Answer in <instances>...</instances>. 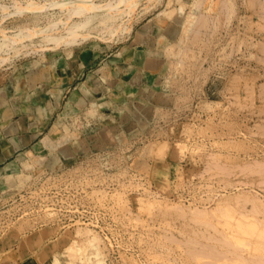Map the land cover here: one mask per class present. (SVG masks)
<instances>
[{
    "label": "rangeland",
    "instance_id": "374dc122",
    "mask_svg": "<svg viewBox=\"0 0 264 264\" xmlns=\"http://www.w3.org/2000/svg\"><path fill=\"white\" fill-rule=\"evenodd\" d=\"M128 1L0 0V238L29 264H85L94 234L86 264H264V0Z\"/></svg>",
    "mask_w": 264,
    "mask_h": 264
},
{
    "label": "bare ground",
    "instance_id": "6f19581e",
    "mask_svg": "<svg viewBox=\"0 0 264 264\" xmlns=\"http://www.w3.org/2000/svg\"><path fill=\"white\" fill-rule=\"evenodd\" d=\"M71 1H72V0H71ZM73 1H75V0H73ZM120 1H126V2H127L128 0H119V2H120ZM78 2H79L80 4H82V5L85 6V10H86V12L89 11V10L91 11L92 9L95 8L94 4H91V3L89 2V0H78ZM128 2H129V1H128ZM131 2H132V0H131ZM261 2H262V1H261ZM263 2H264V1H263ZM67 3H68V2H67ZM67 3H66V4H67ZM76 3H77V2H76ZM79 3H78V4H79ZM106 3H107V2H106ZM120 3H122V2H120ZM58 4H59V3H58ZM58 4H57V5H58ZM62 4H64V3H62ZM62 4H61V5H62ZM69 4H70V3H69ZM124 4H125V2H124ZM126 4H127V3H126ZM29 5H30V4H29ZM29 5H28V6H29ZM59 5H60V4H59ZM59 5H58V6H59ZM74 5H75V4H74ZM76 5H77V4H76ZM82 5H81L80 7H82ZM118 5H120V4H118ZM128 5H129V4H128ZM130 5H131V4H130ZM130 5H129V7L127 6V7H128L127 9L131 8ZM136 5H137V3H136ZM28 6H27V7H28ZM63 6H64V5H63ZM71 6H72V5H71ZM99 6H100V5H99ZM60 7H62V6H60ZM64 7H65V6H64ZM66 7H67V5H66ZM74 7H75V6H74ZM38 8H39V7H38ZM72 8H73V7H70L69 10H71ZM78 8H79V7H78ZM82 8H83V7H82ZM82 8H81V9H82ZM103 8H104V9H103ZM103 8H102V11H103V13H106V14H105L106 16H107V14L109 15V13L111 12V9H113V7L110 5V3L104 5ZM40 9H42V8L40 7ZM79 9H80V8H79ZM97 9H99V8L97 7ZM100 9H101V8H100ZM100 9H99V10H100ZM133 9H134V8H133ZM23 10H24V9H23ZM85 10L83 9V11H85ZM125 10H126V9H125ZM78 12H79V11H78ZM80 12H81V11H80ZM100 12H101V11H100ZM112 12H113V11H112ZM115 12H116V11H115ZM82 13H83V12H82ZM82 13H81V14H82ZM118 13H119V12H118ZM118 13H117V14H118ZM121 13H122V12H121ZM101 15H102V13H101ZM118 15H119V14H118ZM85 16H86V15H85ZM112 16H113V15H112ZM202 16H203V15H202ZM71 17H72V15H71ZM102 17H103V16H102ZM107 17L109 18V16H107ZM116 17H117V16H116ZM121 17H122V16H121ZM67 19H68V18H67ZM67 19H66V20H67ZM69 19H70V17H69ZM102 19H103V18H102ZM111 19H112V18H111ZM114 19H115V18H114ZM203 19H204V18H203ZM203 19H202V20H203ZM105 20H106V19H105ZM108 20H109V19H108ZM200 20H201V17H200ZM112 21H113V20H112ZM198 21H199V20H198ZM198 21H197V23H198ZM86 22H88V21H85V23H86ZM203 22H204V21H203ZM205 22H206V21H205ZM205 22H204V23H205ZM51 23H53V22H51ZM54 23H55V22H54ZM57 23H58V22H57ZM57 23H56V24H57ZM200 23H201V21H200ZM79 24H80V23H79ZM79 24H75V27H73V28H71L70 30H68V31H69V36H70V34H72L71 36H74V35H75V34H74V33H75V30H76L77 28H79L80 26H83V25H81V24H83V23H81L80 25H79ZM53 25H54V24H53ZM182 25H183V24H182ZM48 26H50V25H48ZM55 26H56V25H55ZM55 26H54V27H55ZM183 26H184V25H183ZM44 28H46V27L44 26ZM51 28H52V27H50V29H51ZM22 29H23V28H22ZM22 29H20V30L22 31ZM25 29H26V28H25ZM25 29H24V30H25ZM35 29H36V28H35ZM35 29H34V31H35ZM40 29H41V28H40ZM66 29H67V28H66ZM77 30H78V29H77ZM181 30L183 31V29H181ZM32 31H33V30H32ZM68 31H67V32H68ZM18 32H19V31H18ZM42 32H43V31H42ZM50 32H51V31H50ZM37 33H38V32H37ZM34 34H35V33H34ZM79 34H80V33H79ZM79 34H78V35H79ZM3 35H4V34H3ZM3 35H2V36H3ZM21 35H22V34H21ZM29 35H30V34H29ZM44 35H46V33H45ZM44 35L42 36L43 38L46 37V36H44ZM178 35H179V34H178ZM34 36H35V35H34ZM47 36H50V35L48 34ZM67 36H68V35H67ZM4 37H5V36H4ZM12 37H15V35L12 36ZM55 37H56V36H55ZM62 37H63V36H62ZM62 37H61V38H62ZM176 37H177V36H176ZM178 38H179V37H178ZM22 39H23V37H22ZM56 39H57V38L54 39V38H52L51 36H50V38L47 37V40H48V41H54V42L57 43V42H58V39H57V41H56ZM59 39H60V38H59ZM63 39H64V38H63ZM73 39L75 40V36H74ZM73 39H72V40H73ZM2 41H3V40H2ZM6 41H8V40L6 39ZM11 41H13V40H10V42H11ZM69 41H70V40H69ZM174 41H175V40H174ZM20 43H21V42H20ZM5 44H6V42H5ZM8 44H9V42H8ZM10 44H11V43H10ZM10 44H9V45H10ZM15 44H16V43H15ZM69 44H70V43H69ZM71 44H72V43H71ZM3 45H4V43H3ZM169 46H170V45H169ZM166 47H167V46H166ZM166 47H165V48H166ZM172 47H173V46H172ZM166 53H167V50H166ZM142 67H143V66H142ZM11 145H12V144H11ZM2 156H3V155H2ZM8 169H9V168H8ZM13 177H14L13 175H12V178H11V179H9V178H10L9 176H6V177H5L6 179H8V180H7V184L10 186V188H11V186L15 185V184L13 183V182H14V181H13ZM19 181H20V180H19ZM21 185H22V183H21ZM15 186H16V185H15ZM16 187H17V186H16ZM7 189H8V188H7ZM6 191H7V190H6ZM1 193H2V192H1ZM223 203H224V201H223ZM178 205H179V204H178ZM218 205H219V206L215 207L216 209L214 208L213 210H210V211L205 210L206 208H204V209L202 210V209H200V208L194 206V207H195V210H194V211L192 210V211H189V212L185 211V212H187V213H185V212H184L185 209L183 210V208L179 205L181 208L179 207V210L176 211V212H177L176 214H177V216H179V217H180V216L182 217V215H183V218H185L184 215H185V216L187 215V216L189 217V219H191V220H194V221H196V222H200V223H206V222H207V219H208L209 217H211L210 215L217 216L218 214H224V213H226V212H227V213L229 212V209H228V211H227V208H226V205H225V204H218ZM262 205H263V204H262ZM253 206H254V205H253ZM164 207H165V206H164ZM166 207H168V206H166ZM173 207H174V206H173ZM173 207H172V208H173ZM258 207H259V206H258ZM263 207H264V205H263ZM151 208H152V207H151ZM170 208H171V207H170ZM170 208H169V209H170ZM175 208L178 209V207H174V210H176ZM169 209H168V210H169ZM257 209H258V208H257ZM165 210H166V208H165ZM165 210H164V212H166ZM171 210H172V209H171ZM254 210L257 212V210H256L255 208H254V209L252 208V211H251V212H252V213H253V212L255 213ZM128 211H129V210H128ZM149 211H150V210H149ZM173 212L175 213V211H173ZM148 213H150V212H148ZM174 213H173V214H174ZM180 213H181V214H180ZM164 214H165V213H164ZM178 214H179V215H178ZM250 216H253V215L251 214ZM250 216H241L242 218H240V219H245V221H247V222L244 223L243 221H239V222H243L242 224H239V225H240L241 227H243V228L246 227V226H251V224L254 225V222H253L252 220H248V219H247V218H249ZM173 217H174V216H173ZM175 217H176V215H175ZM188 217H187V218H188ZM249 224H250V225H249ZM237 228H238V227H237ZM243 228H242V229H243ZM79 229H81V228H78V230H79ZM81 231H82V230H81ZM87 231H90V230H87V229H86L85 232L87 233ZM237 232H238V231H237ZM79 233H80V232L77 231V234H79ZM89 233H92V232L90 231ZM95 235H96V234H94L93 236H91V238H89V240H86L87 242H86V243L84 242V244H81V243H83V242H81V243L79 242L81 245L77 244L78 241H76V239H75V240L73 239L72 244H71L69 247L66 248V252H68L69 256L71 255V257H72V256H73V257H76V256H77V257H79V258H81V259H84V263L86 264V263H87V260H89V259L91 258L90 256H87V253H85V251H87V246H91V247L94 248V249L97 247V241H98L99 239L96 238L97 236H95ZM75 236H76V235H75ZM97 239H98V240H97ZM234 239H237V240H238L239 238H236V237H235ZM242 239H243V238H240V241H241ZM237 240H236L235 243H238V244H239L240 241L238 240V241H239V242H238ZM243 240H244V239H243ZM243 240H242V241H243ZM24 241H25V242H24ZM242 241H241V242H242ZM233 242H234V241H233ZM30 243H31V242H29V241L27 240V238L23 239L22 244H25L26 246L29 247V246H30ZM233 244H234V243H233ZM95 246H96V247H95ZM98 248H99V247H98ZM98 248H96L97 251L99 250ZM204 248H205V247H204ZM96 250H95V251H96ZM202 250H204V249H202ZM211 250H213V249H209V252H208V253H210ZM205 251H206V253H207V250H205ZM205 251H203V252H205ZM98 252H99V251H98ZM200 252H201V251H198V253H200ZM95 253H96V252H95ZM99 253H100V252H99ZM198 253H197V254H198ZM212 253H213V257H214V254H215L216 252L214 253V252L212 251L210 257L212 256ZM96 254H97V253H96ZM193 254H196V253H193ZM97 255H98V254H97ZM200 255H201V253H200ZM202 255H203V253H202ZM215 255H216V254H215ZM94 256H95V254H94ZM100 256H101V255H100ZM203 256H208V255H205V254H204ZM43 257H44V255H43ZM53 257H54V258H53L52 264H60L58 258H56V256H53ZM77 257H76V258H77ZM79 258H78V259H79ZM85 260H86V261H85Z\"/></svg>",
    "mask_w": 264,
    "mask_h": 264
},
{
    "label": "crops",
    "instance_id": "0c3cea01",
    "mask_svg": "<svg viewBox=\"0 0 264 264\" xmlns=\"http://www.w3.org/2000/svg\"><path fill=\"white\" fill-rule=\"evenodd\" d=\"M16 146H23L15 142ZM16 147V148H17ZM6 152V151H5ZM12 151L3 153L0 160L8 159ZM8 153V155H7ZM23 239L15 238V235H7L0 238V264H29L27 257L29 256V247L22 244Z\"/></svg>",
    "mask_w": 264,
    "mask_h": 264
},
{
    "label": "built area",
    "instance_id": "2783aa9c",
    "mask_svg": "<svg viewBox=\"0 0 264 264\" xmlns=\"http://www.w3.org/2000/svg\"><path fill=\"white\" fill-rule=\"evenodd\" d=\"M69 216L70 217H68L66 219H62V222H61V219H59V221L63 225H66L68 227L77 226V225H86V226L87 225H91V226H93L92 220H90L88 218H85V219L84 218H81V217L77 218L76 216L72 215V213Z\"/></svg>",
    "mask_w": 264,
    "mask_h": 264
}]
</instances>
